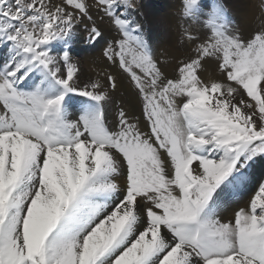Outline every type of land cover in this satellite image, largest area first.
<instances>
[{"label":"snow or ice","instance_id":"obj_1","mask_svg":"<svg viewBox=\"0 0 264 264\" xmlns=\"http://www.w3.org/2000/svg\"><path fill=\"white\" fill-rule=\"evenodd\" d=\"M199 5L182 0V18ZM139 6L0 0V264H264V30L240 35L212 0L203 37L183 32L192 55L167 76ZM93 11L115 33L103 58L141 103L136 122L120 108L114 129L117 76L81 81L72 58L79 24L88 43L104 38ZM210 59L222 79L208 83Z\"/></svg>","mask_w":264,"mask_h":264},{"label":"bare ground","instance_id":"obj_2","mask_svg":"<svg viewBox=\"0 0 264 264\" xmlns=\"http://www.w3.org/2000/svg\"><path fill=\"white\" fill-rule=\"evenodd\" d=\"M204 1V0H203ZM158 5L154 6L153 1L149 8V23H150V32H151V39L155 42V47L151 49L152 56L158 62L159 66L161 67L162 71L167 75L171 76L173 74L172 70L175 68L178 59L181 56L182 52H185L186 49L184 47L175 48L174 41L175 39H180L182 37L183 32L185 31V21L189 28L192 27V31L201 36L204 35L203 29L201 28L200 24L198 23L199 20H202L204 14H206L209 10L208 7L203 12H199L196 16H193V24L191 22L188 23L187 18H182V16H178L177 13L182 11V7L180 5H176L175 3L171 2V0H156ZM217 3L224 2L225 4L229 5L231 9L237 14L239 19L237 24V32L247 37V33L244 32V29L247 27L249 32H256L260 30H264V22L255 14L253 13V8L250 4V0H216ZM170 9L173 10L172 14L170 13ZM93 18L100 19L101 18L96 14V12H92ZM177 17L179 20V24L175 25L172 23V19L170 17ZM148 18H146L147 20ZM100 26L104 30V38L100 40L99 43L95 44V48L97 49V53L95 54L91 48L86 50V46H84L82 33L80 31V25L77 26L76 29V38L73 41L72 46V55L75 57L74 62L78 66L79 76L81 81L86 80H95L99 79L101 83L106 82V76L109 74L116 75L118 78V88L114 90L115 97L118 96L120 91H124L123 94L126 98V104L130 106V110L126 108V105L122 103L121 108H123L128 114L130 120L141 116V113L138 111L137 108L141 104L139 98L131 92L128 86L127 80L119 73L118 69L115 66L110 65L102 56L103 49L106 44H104L105 38H110V34L114 33L110 30L109 24L106 20H101ZM184 28V29H183ZM187 30V29H186ZM88 43V42H87ZM90 46V45H89ZM82 48L84 50H82ZM6 50V49H2ZM5 55L6 52L3 51ZM92 55H89L91 54ZM192 55V52L189 53V56ZM204 67V69H203ZM203 67L200 71L201 77L209 76L207 72L214 74H221L218 70L217 62L214 59L206 60L203 62ZM87 68L90 70L88 71ZM205 70V73H203ZM210 77V76H209ZM124 102V98L120 100ZM110 110L108 107H105V115L106 120L109 123V128L114 129L115 127V117L114 114H110ZM114 113V112H111ZM133 114V115H132ZM71 118V117H70ZM140 125L143 128V121L140 120ZM255 178L261 179L264 178V164L257 165L254 170ZM255 185L246 191H242L238 196L242 198V201L236 205H232L230 207L231 210H235L243 205V203L247 204V198L251 195L252 190L254 189ZM248 193V194H244ZM246 200V201H245ZM234 199L229 200V203H232ZM222 215V214H220ZM227 220L226 216L223 218Z\"/></svg>","mask_w":264,"mask_h":264},{"label":"rangeland","instance_id":"obj_3","mask_svg":"<svg viewBox=\"0 0 264 264\" xmlns=\"http://www.w3.org/2000/svg\"><path fill=\"white\" fill-rule=\"evenodd\" d=\"M152 1H153L154 6L158 5L156 0H139V2H140L139 9H138V11L135 13V15L133 17V19L136 21V23H138L141 26V28L143 30V33L145 35V38L148 39V41H149V45H150L151 49H152V47L154 48L155 45L157 44L156 41L154 42L151 39V35H152L151 32H150V27L151 26H150V23L148 21L149 20V17H148L149 16V14H148L149 13V8H150V5L152 4ZM171 2L175 3L176 5H180V7H182V0H171ZM211 4H212V0H204V1L200 0L199 12H203L206 9V7L210 6ZM218 4L223 7L224 11L226 12L227 16L229 17V19L232 22L233 28L237 31V24H238V21H239V19L237 17V14L234 12L233 9H231V7L229 5L225 4L224 2H221V3H218ZM250 4H251V6L253 8L252 12L255 13L264 22V0H250ZM172 12H173V10L170 9V13L171 14H172ZM177 15L179 17L182 16V11H181V13L178 12ZM170 17L172 19V23H174L175 25L179 24V20H178L177 17H172L171 15H170ZM146 18H148V19L146 20ZM94 20H95L96 25L99 26L100 29L104 33L103 28L100 26L101 20L97 19V18H94ZM187 20H188V23L191 22L193 24V17H187ZM183 22L185 23V30L187 29L188 32H192V33L195 32L194 30H193L194 32L192 31V27L189 28L188 24L185 21H183ZM88 23L89 22L85 21V22L79 24L80 25V31L82 33V37H83V40H84L83 44H84V46L87 47L86 50L91 48L92 51L96 54L97 53V49L94 47L95 44L87 43L85 27H86V25H88ZM247 27L244 29V32H246L247 36H248L249 34H251L253 32H249L247 30ZM114 38H115V33L110 34V38H108V39L105 38L104 44H106V42H108V41L113 40ZM173 41H174L175 48L184 47L186 49V51L182 52L181 56L178 59H176V60L179 62L182 59H187L189 57V53L191 52V47L192 46L190 44H188L187 41H182V37L180 39H175ZM2 49H6V48L0 47V64H2L4 62V60L7 58V55H5L3 53V51L6 52V50H2ZM82 50H84V49L82 48ZM53 54H56V52L54 51ZM89 55H92V53L89 54ZM72 58H73V63H75L74 62V58L75 57L73 55H72ZM203 69H204V67H203ZM87 70L90 71L88 68H87ZM203 73H205V70H204ZM207 74L210 77L209 76L201 77L205 82L210 83L212 81L221 80L222 79V75L221 74H214V72L213 73L207 72ZM200 76H201V73H200ZM123 92H124L123 90L120 91L118 93V96L115 97L114 96L115 95L114 90H112L110 88L108 89L109 102L106 105V107H108V109L111 112H114V113L110 112V114H112V115L114 114V117H115L116 112L121 108L122 103H124L126 105V108H128L130 110V106L126 104V98H125ZM122 98H124V102L120 101V100H122ZM136 110H137V112L139 111L141 113V104L139 105V107ZM69 111L72 113V115L70 116L71 118H75V115L78 114V112L76 110H74V109L70 108ZM132 121L136 122V118H133ZM106 123L109 126V123H108L107 120H106ZM244 194H248V193H244ZM249 198H250V195L247 198V202H248ZM229 200H231V199H229ZM229 200L226 203L222 204V206H221L220 214H222L221 215L222 219L225 216H226V218H229L232 215L234 210H231L230 207L232 205H236V204L240 203L242 201V198L237 196L236 198H234V201L232 203H229ZM244 206H246V205L243 203V205L241 207H244Z\"/></svg>","mask_w":264,"mask_h":264}]
</instances>
